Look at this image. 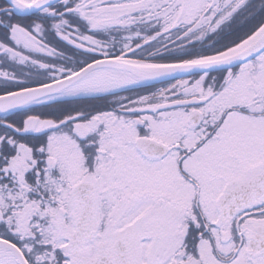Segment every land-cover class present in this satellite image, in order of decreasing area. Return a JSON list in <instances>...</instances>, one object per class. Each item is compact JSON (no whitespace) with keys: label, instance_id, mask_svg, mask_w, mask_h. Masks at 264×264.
Returning <instances> with one entry per match:
<instances>
[{"label":"snow or ice","instance_id":"snow-or-ice-1","mask_svg":"<svg viewBox=\"0 0 264 264\" xmlns=\"http://www.w3.org/2000/svg\"><path fill=\"white\" fill-rule=\"evenodd\" d=\"M0 264H264V0H0Z\"/></svg>","mask_w":264,"mask_h":264}]
</instances>
